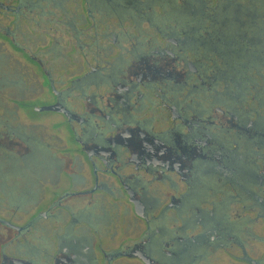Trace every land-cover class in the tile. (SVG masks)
<instances>
[{"label": "flooded vegetation", "instance_id": "flooded-vegetation-1", "mask_svg": "<svg viewBox=\"0 0 264 264\" xmlns=\"http://www.w3.org/2000/svg\"><path fill=\"white\" fill-rule=\"evenodd\" d=\"M143 1L75 0L68 65L47 62L49 46L27 51L10 37L34 66L25 76L37 79L39 96L65 112L14 99L33 117L57 114L53 146L0 126V174L46 185L11 188L8 204L31 209L24 220L0 214V264H197L221 250L263 264L247 249L258 236L246 225L264 226V87L249 75L264 63L215 48L212 38L230 36L222 26L205 31L188 1L185 10ZM15 2L0 9L17 16ZM145 17L154 31L134 36L130 20L138 27ZM54 148L61 157L51 161ZM41 223L46 237L33 246ZM102 226L113 227L110 245ZM124 226L132 233L122 235Z\"/></svg>", "mask_w": 264, "mask_h": 264}, {"label": "rangeland", "instance_id": "rangeland-1", "mask_svg": "<svg viewBox=\"0 0 264 264\" xmlns=\"http://www.w3.org/2000/svg\"><path fill=\"white\" fill-rule=\"evenodd\" d=\"M0 1L7 4L17 5L15 0ZM139 1L141 3L144 2L143 0ZM21 2V14L17 16L6 13L4 10L0 9V80L7 84V86L5 84L3 89H0V126L8 125L5 127L16 129L24 138L32 137L44 145L49 144L50 146H53L55 142L54 140H51L50 137L53 135L54 130L51 128L55 123L61 122V119L57 117V114L48 113L45 114V116L33 117L32 115L34 114H32L27 107L22 106L17 109L16 104L14 103L15 98H24L25 101H35L37 106H47L49 104V102H46L48 100L47 97H41L38 94L39 84L37 83V79L32 76H25L26 73L32 72L34 66L30 64L29 61L23 57L22 53L17 51L9 41L11 38L16 39L15 43L18 44L20 48H25L27 51L34 50V52H40V50L49 46L50 54L46 58L47 62H58L62 65L64 62L66 65L70 64L66 56L71 54V57L73 58V51L70 50V47L74 44V38L70 22L73 18L76 4L75 0H69L66 2H60V0H21ZM165 9H170V7L166 6ZM152 10L142 11L143 13H149ZM158 10H161L159 6L156 7V11ZM130 21V26L133 28L132 33L136 37H139L140 33L151 35L154 31L151 24L146 20V17L138 27L133 19ZM255 27L257 26L255 25ZM204 28L205 31H209L210 33V26L208 23L204 24ZM8 29L11 32L9 38L6 36ZM260 29H262V26H260ZM47 35L48 38H46ZM41 44H44L45 46L43 47ZM51 44L59 52L57 57L54 51H52L53 47ZM16 72H18V75ZM66 72H68V70L65 68L64 73ZM249 75L251 79L257 82V90L264 87V68L261 71L252 70ZM16 80L20 82L18 86H15L14 84ZM21 91H24V94L23 92L21 93ZM39 97L41 98L38 99ZM260 111L263 113L264 108L260 109ZM55 131H58V133L62 135L61 130ZM17 140L20 141L19 139ZM22 144L23 146H26V143ZM22 151L23 149L18 148L15 156L19 157L18 153ZM49 151V158L51 161L54 160V156L61 157L55 148L49 149ZM54 170L55 167H53L52 171ZM42 179L43 177H36L35 175L27 173L17 172L14 174L12 172H5L3 175L0 174V214H13V216L15 214V218L23 217V220L26 219L30 214L31 206H22L18 210H15V208L8 204L10 200L8 194L10 193L11 188L14 190V188L17 187L24 190H26L25 188H36V190L42 191V188L44 189L46 186L44 184V187H41L40 183ZM49 183L51 185L53 183L51 178ZM6 207H11L12 209L5 210ZM14 223L17 222L14 221ZM43 224L44 223H41L40 226H38L39 231L32 233L33 237L29 236L33 246L39 247L40 242L46 237V234L42 231L43 227H41ZM246 226H248L247 228L245 227L248 232H253L258 236L256 239H253V242L246 241L247 249L253 258L260 260L264 264V226L254 224ZM102 227H99V229L103 234L107 233L109 238H106L105 242L110 245L112 242L111 234H113V231L107 232V229L110 228L113 230V227H103V229ZM121 229L122 232L120 231V233H122V235L127 232L132 233V230L128 229V226H124ZM1 234H3V231ZM243 241H245V239H243ZM230 253L229 250L216 252L210 251L207 256L197 264H246L234 261L231 258ZM129 264L137 263L129 262Z\"/></svg>", "mask_w": 264, "mask_h": 264}, {"label": "trees", "instance_id": "trees-1", "mask_svg": "<svg viewBox=\"0 0 264 264\" xmlns=\"http://www.w3.org/2000/svg\"><path fill=\"white\" fill-rule=\"evenodd\" d=\"M185 1L190 4L187 10L195 11V17L208 23L210 33L215 34L222 26L223 33L230 36L225 39L221 37L220 43L212 38L215 48L226 50L227 47L234 51L242 48L243 51L233 53L231 58L246 61L256 57L257 61L264 63V0H176L177 9L185 10ZM166 6L160 8L162 12ZM224 42L227 46H224ZM251 54L255 56L251 57Z\"/></svg>", "mask_w": 264, "mask_h": 264}, {"label": "water", "instance_id": "water-1", "mask_svg": "<svg viewBox=\"0 0 264 264\" xmlns=\"http://www.w3.org/2000/svg\"><path fill=\"white\" fill-rule=\"evenodd\" d=\"M57 111V112H65L64 109H61L60 106L58 104L56 105H52V106H44V107H36L35 108V111L37 112H43V111ZM143 260H146L145 258H143ZM251 261L253 264H256L257 262L256 261H253V260H249Z\"/></svg>", "mask_w": 264, "mask_h": 264}]
</instances>
